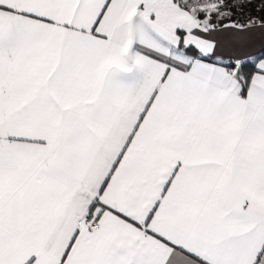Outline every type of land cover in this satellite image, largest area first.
<instances>
[{
	"label": "snow or ice",
	"instance_id": "1",
	"mask_svg": "<svg viewBox=\"0 0 264 264\" xmlns=\"http://www.w3.org/2000/svg\"><path fill=\"white\" fill-rule=\"evenodd\" d=\"M0 264H264V0H0Z\"/></svg>",
	"mask_w": 264,
	"mask_h": 264
}]
</instances>
